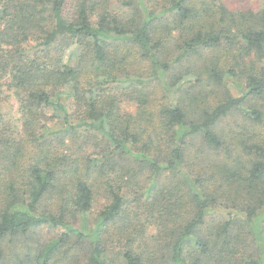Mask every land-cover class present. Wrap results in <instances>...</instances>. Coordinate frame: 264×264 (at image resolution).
Instances as JSON below:
<instances>
[{
    "label": "trees",
    "instance_id": "16d2710c",
    "mask_svg": "<svg viewBox=\"0 0 264 264\" xmlns=\"http://www.w3.org/2000/svg\"><path fill=\"white\" fill-rule=\"evenodd\" d=\"M9 96L21 127L0 114V264H116L109 243L120 264H264V6L0 0ZM45 225L63 231L25 239Z\"/></svg>",
    "mask_w": 264,
    "mask_h": 264
},
{
    "label": "rangeland",
    "instance_id": "374dc122",
    "mask_svg": "<svg viewBox=\"0 0 264 264\" xmlns=\"http://www.w3.org/2000/svg\"><path fill=\"white\" fill-rule=\"evenodd\" d=\"M226 5L233 9V10H238V9H262L264 6V0H223ZM76 57H73L72 61H75ZM245 90V86L243 84V81L239 80L236 77H227L226 79V84H224L223 87V91L226 93L231 94L232 96H241L244 93ZM161 92H158L156 94V98L158 100H161ZM0 114H4L5 117V122L12 125V127L14 128V125H16V127H21V122L19 120L20 117V112H19V104L18 101L16 99V97L13 96H9L4 102L0 101ZM122 109L124 112H136V105L135 103H133L132 101H124L122 103ZM228 121H232V117H227L225 118V120L223 121V124L227 125ZM128 197H130L128 195ZM107 202V199L104 195H100L97 202L94 204L93 210L91 215L88 217L89 220V226L91 225L92 228L95 227V220L96 217L99 213V211L102 209V207L104 206V204ZM133 212H138L141 213L140 214V219L141 222L145 221L147 224V229H148V234L152 235V234H156L157 233V227L154 225H150L148 226V224L151 222L146 221V216H147V211L144 208L143 210H141V208H139L136 204H134L133 206ZM156 214V213H155ZM211 214H213V216L216 217H221V215L223 214V209H216L214 208V210L211 212ZM223 216V215H222ZM259 216L257 218V223L259 221H263V225H264V210L257 215ZM139 220V218H138ZM255 221V222H256ZM77 226L80 227L81 226V222L77 223ZM63 231V229L61 227H50V226H42L38 229H36L35 231H33L32 233H30L28 235V239L25 238L27 241L29 240L32 244H37V243H44L47 242L48 240L57 237L61 232ZM260 239V238H259ZM21 245V244H18ZM11 247H13V245L11 244ZM17 247V246H16ZM108 251H109V255H110V259H114L116 261V264H120V258L117 259V257L121 256L123 253V248L121 246H116L112 243H109L108 246ZM254 250L256 247H253ZM11 250V248H9ZM21 249V248H19ZM9 251V250H8ZM19 251V250H18Z\"/></svg>",
    "mask_w": 264,
    "mask_h": 264
}]
</instances>
